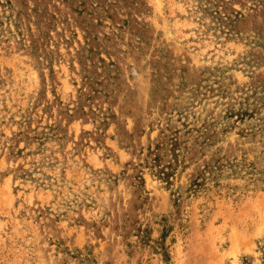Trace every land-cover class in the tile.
Listing matches in <instances>:
<instances>
[{
	"label": "rangeland",
	"instance_id": "374dc122",
	"mask_svg": "<svg viewBox=\"0 0 264 264\" xmlns=\"http://www.w3.org/2000/svg\"><path fill=\"white\" fill-rule=\"evenodd\" d=\"M0 264H264V0H0Z\"/></svg>",
	"mask_w": 264,
	"mask_h": 264
}]
</instances>
